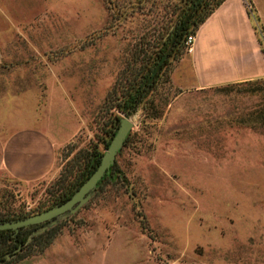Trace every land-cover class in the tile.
I'll list each match as a JSON object with an SVG mask.
<instances>
[{"label":"rangeland","instance_id":"rangeland-1","mask_svg":"<svg viewBox=\"0 0 264 264\" xmlns=\"http://www.w3.org/2000/svg\"><path fill=\"white\" fill-rule=\"evenodd\" d=\"M245 1L264 60V0ZM187 2L0 0V104L27 119L3 127L35 125L55 145L40 179L0 171V211L44 206L61 171L93 145L103 152L108 117L123 114L108 106L110 91ZM187 53L161 70L159 116L135 107L112 163L120 179L50 223L45 246L4 264H264V77L184 87L171 76Z\"/></svg>","mask_w":264,"mask_h":264},{"label":"crops","instance_id":"crops-1","mask_svg":"<svg viewBox=\"0 0 264 264\" xmlns=\"http://www.w3.org/2000/svg\"><path fill=\"white\" fill-rule=\"evenodd\" d=\"M248 11L245 0H221L197 26L192 49L179 59L172 79L201 89L264 77V60ZM18 107L4 112L0 104V171L19 181H33L51 171L55 145L50 133L35 125L3 127L12 124L10 120H27L24 108Z\"/></svg>","mask_w":264,"mask_h":264},{"label":"trees","instance_id":"trees-1","mask_svg":"<svg viewBox=\"0 0 264 264\" xmlns=\"http://www.w3.org/2000/svg\"><path fill=\"white\" fill-rule=\"evenodd\" d=\"M187 6L181 7L176 15V19L171 27H166L164 32L159 36V42L155 41V48L150 51L138 49L132 53V63L136 59L138 52L141 53L139 65L134 69L133 66L129 69V76L124 78L123 84L118 85L119 88L110 91L108 95L110 99L109 107L115 109L120 113H124L129 109H135L140 104L142 109V115L144 118H156L159 116L160 111L155 106V95L154 92L163 82L161 79V70L170 58H178L184 51L183 40L187 34L194 33L199 23L210 13V11L221 1V0H201L191 12L184 27L176 35L172 46L167 54V57L162 62L159 69L154 74L152 80L148 83L147 79L150 74V70L155 64L156 60L160 57L168 41L170 40L176 25L185 14L188 7L194 0H187ZM249 12V11H248ZM253 80V79H250ZM250 80H244L250 81ZM228 84V83H227ZM259 116L262 120L259 122L264 123V112L259 111ZM120 116L117 113H113L111 117H108L107 123L109 124L107 130H104L106 135L105 139H102L103 147L105 148L109 139L115 132ZM127 140V137L123 141ZM102 152L93 145L88 151L85 152L83 158L80 159V166L73 171L68 169L67 171H61L57 178L58 188L51 194L48 202L37 209L31 210H18L14 212L0 211V221L23 217L28 214H32L50 207L54 204L64 201L79 185L86 179L91 173L96 164L99 162ZM120 179L118 170L114 168V164H111L101 178L96 182L95 189H97L105 181H114ZM38 224H29L18 228L15 236H12V230L10 228L0 229V264L6 263L8 256L14 254L20 256V252L29 249L33 245H39L40 247L45 246V243L49 242L54 234V229H43L42 231L31 235L30 232L36 228ZM30 236V238H29ZM21 257V256H20Z\"/></svg>","mask_w":264,"mask_h":264},{"label":"water","instance_id":"water-1","mask_svg":"<svg viewBox=\"0 0 264 264\" xmlns=\"http://www.w3.org/2000/svg\"><path fill=\"white\" fill-rule=\"evenodd\" d=\"M200 1L201 0H194L186 10L181 20L176 25L175 30L167 43V46L150 70V74L147 79L148 83L152 80L154 74L167 57V54L169 53L176 35L182 30L191 12ZM133 111V109H129L122 114L115 132L109 139L100 156L99 162L96 164L91 173L86 177V179L83 180L80 185L64 201L23 217L0 221V229L10 228L12 230V236H15V233L21 226H26L29 224H40L36 229H33L30 232L31 236L45 229L57 218L76 210L89 197V195L93 193L96 182L106 172L107 168L114 162L115 155L118 152L119 148L122 146L123 141L132 126L130 117Z\"/></svg>","mask_w":264,"mask_h":264},{"label":"built area","instance_id":"built-area-1","mask_svg":"<svg viewBox=\"0 0 264 264\" xmlns=\"http://www.w3.org/2000/svg\"><path fill=\"white\" fill-rule=\"evenodd\" d=\"M193 41H194V33L187 34L183 40L184 50L186 52H190V50L192 49Z\"/></svg>","mask_w":264,"mask_h":264}]
</instances>
